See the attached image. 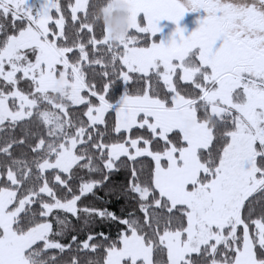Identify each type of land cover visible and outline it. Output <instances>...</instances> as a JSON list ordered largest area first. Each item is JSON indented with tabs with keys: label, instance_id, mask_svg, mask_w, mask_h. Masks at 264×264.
Listing matches in <instances>:
<instances>
[{
	"label": "snow or ice",
	"instance_id": "snow-or-ice-1",
	"mask_svg": "<svg viewBox=\"0 0 264 264\" xmlns=\"http://www.w3.org/2000/svg\"><path fill=\"white\" fill-rule=\"evenodd\" d=\"M128 3L0 0V264H264V0Z\"/></svg>",
	"mask_w": 264,
	"mask_h": 264
},
{
	"label": "rangeland",
	"instance_id": "rangeland-1",
	"mask_svg": "<svg viewBox=\"0 0 264 264\" xmlns=\"http://www.w3.org/2000/svg\"><path fill=\"white\" fill-rule=\"evenodd\" d=\"M121 5L126 6V9L122 8ZM129 8H130V5L128 3V0H112V2L109 4V6L104 10V16H105V21H106V34L109 37L113 38L111 33H110V29H109V21L111 20L113 15L118 14V13L126 10L128 13L127 20H128V24H129V18H130ZM160 26H161L162 31L160 34H158V37L162 38V39H167L176 27V25L174 23H172L170 21H166V20L161 21ZM180 26L185 29V32L187 34V33H190L191 31H193L198 26V22H196L194 20H190L187 17V15L185 14V16L180 21ZM116 38H118V37H116ZM56 85H57V87H61L62 83L57 81Z\"/></svg>",
	"mask_w": 264,
	"mask_h": 264
},
{
	"label": "clouds",
	"instance_id": "clouds-1",
	"mask_svg": "<svg viewBox=\"0 0 264 264\" xmlns=\"http://www.w3.org/2000/svg\"><path fill=\"white\" fill-rule=\"evenodd\" d=\"M121 7L126 9V6L124 5H121ZM127 17L128 13L126 10H124L118 14L113 15V17L109 21V29L113 40H115L116 37L126 34L128 30Z\"/></svg>",
	"mask_w": 264,
	"mask_h": 264
},
{
	"label": "trees",
	"instance_id": "trees-1",
	"mask_svg": "<svg viewBox=\"0 0 264 264\" xmlns=\"http://www.w3.org/2000/svg\"><path fill=\"white\" fill-rule=\"evenodd\" d=\"M112 0H95V7L91 13L93 22L100 26L106 33V21L104 10L109 6ZM159 38V37H158Z\"/></svg>",
	"mask_w": 264,
	"mask_h": 264
},
{
	"label": "flooded vegetation",
	"instance_id": "flooded-vegetation-1",
	"mask_svg": "<svg viewBox=\"0 0 264 264\" xmlns=\"http://www.w3.org/2000/svg\"><path fill=\"white\" fill-rule=\"evenodd\" d=\"M186 15L191 20H194V21L198 22V20L203 16V12L202 11L187 12Z\"/></svg>",
	"mask_w": 264,
	"mask_h": 264
},
{
	"label": "crops",
	"instance_id": "crops-1",
	"mask_svg": "<svg viewBox=\"0 0 264 264\" xmlns=\"http://www.w3.org/2000/svg\"><path fill=\"white\" fill-rule=\"evenodd\" d=\"M190 19V18H189ZM191 20V19H190Z\"/></svg>",
	"mask_w": 264,
	"mask_h": 264
}]
</instances>
